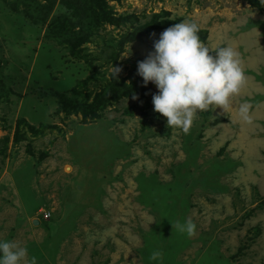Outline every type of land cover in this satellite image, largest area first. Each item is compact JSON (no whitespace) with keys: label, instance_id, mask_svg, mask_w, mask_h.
<instances>
[{"label":"rangeland","instance_id":"rangeland-1","mask_svg":"<svg viewBox=\"0 0 264 264\" xmlns=\"http://www.w3.org/2000/svg\"><path fill=\"white\" fill-rule=\"evenodd\" d=\"M108 5L132 22L104 23L80 46L92 68L50 37L49 22L65 13L59 0L46 21L45 9L38 16L0 0V242H19L37 264H264V4ZM157 13L198 23L209 48L239 52L246 84L230 110L198 112L187 134L168 128L152 100L123 97L86 121L64 111V97L91 102L113 71L105 41L116 44ZM165 29L125 42L122 77L137 72ZM244 102L251 123L239 115ZM188 218L192 237L172 225ZM155 250L162 259H149Z\"/></svg>","mask_w":264,"mask_h":264},{"label":"clouds","instance_id":"clouds-1","mask_svg":"<svg viewBox=\"0 0 264 264\" xmlns=\"http://www.w3.org/2000/svg\"><path fill=\"white\" fill-rule=\"evenodd\" d=\"M199 32L198 23L188 19L165 29L154 42L155 50L138 62L137 69L145 86L151 82L158 89L152 97L154 111L167 118L168 128H179L185 134L198 112L214 106L227 113L232 98L239 96L246 84L239 52L232 46L209 48ZM121 71L116 67L115 75ZM238 111L243 121L251 123L248 102L240 104ZM172 225L189 237L196 234L197 226L191 218ZM0 253V264H37L36 257L29 261L28 249L16 241L0 242ZM162 256L155 250L149 259L155 261Z\"/></svg>","mask_w":264,"mask_h":264},{"label":"trees","instance_id":"trees-1","mask_svg":"<svg viewBox=\"0 0 264 264\" xmlns=\"http://www.w3.org/2000/svg\"><path fill=\"white\" fill-rule=\"evenodd\" d=\"M31 1L32 3L29 2V0H16V3H21L25 6H29L31 9L37 10L38 16L42 10L45 9L41 16L42 21H46V16L53 8L56 0H45V4L42 5L38 4V2L32 5L36 0ZM59 1L63 5L65 13L52 18L49 22L48 29L50 31V37L56 39L58 43L65 44L72 56L86 60L92 68H95L93 58L89 59V57L84 54V48L80 46L90 41L92 36L97 33L98 29L104 23L121 26L126 24V22H132L131 19L133 15L116 16L112 8L108 5L109 0ZM178 20L179 19L171 20L168 17L163 18L157 13L152 15L149 20L134 25L132 31L123 33L116 44L106 43L105 41L104 47L106 50H103L101 53H105V59L112 62L114 66L113 71L107 78L103 77L105 79L104 84L94 95L91 102H88L87 98L75 100L64 97L61 101V108L66 112L81 113L82 120L86 121L88 118H99L101 116L99 113L100 111L123 97L136 99L142 103H148L152 100L153 95L158 93V89L156 85L151 82H149L147 86L144 85L143 78L134 71L136 70V66L130 71L127 77H122L121 72L118 76L115 75L116 67L121 69L117 57L120 50H123L125 42L141 40L142 36L148 31L155 28H169L176 24ZM199 36L202 41H206L207 30L200 29ZM127 80H129V82H127ZM0 93H2V91H0Z\"/></svg>","mask_w":264,"mask_h":264},{"label":"built area","instance_id":"built-area-1","mask_svg":"<svg viewBox=\"0 0 264 264\" xmlns=\"http://www.w3.org/2000/svg\"><path fill=\"white\" fill-rule=\"evenodd\" d=\"M50 214H49V212L48 211H44V216L45 217H48Z\"/></svg>","mask_w":264,"mask_h":264}]
</instances>
